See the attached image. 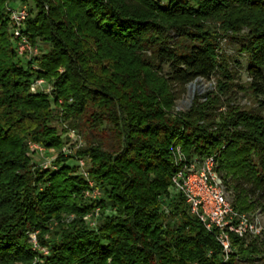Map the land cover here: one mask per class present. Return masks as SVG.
<instances>
[{
    "label": "trees",
    "instance_id": "16d2710c",
    "mask_svg": "<svg viewBox=\"0 0 264 264\" xmlns=\"http://www.w3.org/2000/svg\"><path fill=\"white\" fill-rule=\"evenodd\" d=\"M6 1L0 0V264H221V245L188 214L183 197L164 195L181 146L189 157L217 156L225 182L239 190L237 209L251 211L250 198L264 199V100L258 109L234 105L237 88L247 86L235 82L222 46L224 38L242 42L248 88L264 95V0H32L26 32L33 43L51 45L37 58V71L17 53ZM164 65L170 70L161 76ZM36 76L54 85V100L30 91ZM212 77L215 90L195 97L186 111L169 112L177 88ZM82 120L109 139L60 153L58 170H34L29 141L59 149L62 132ZM77 156L89 157L88 177L68 163ZM90 181L102 191L96 200L85 196ZM95 207L101 215L91 227L86 215ZM232 240L227 264H264L256 239Z\"/></svg>",
    "mask_w": 264,
    "mask_h": 264
},
{
    "label": "built area",
    "instance_id": "2783aa9c",
    "mask_svg": "<svg viewBox=\"0 0 264 264\" xmlns=\"http://www.w3.org/2000/svg\"><path fill=\"white\" fill-rule=\"evenodd\" d=\"M10 21L9 31L16 45L17 53L29 64L33 71L40 69L37 58L46 53L39 44L33 43L26 32V20L31 14L28 4L20 3L18 7L12 4L7 8ZM63 71L62 68L59 69ZM33 93L44 92L54 100V85L43 76H36L30 85ZM61 103L62 100H59ZM67 126V124H64ZM76 129H69L70 143L61 149L47 148L39 143L29 141V147L41 159L42 168L58 170L55 164L60 153L65 156L75 155L77 150H72L75 144ZM68 137V138H69ZM82 147V146H81ZM177 169L172 176L173 194H180L187 207L189 215L196 217L204 227L216 238L222 247L221 264H227L235 252L232 237L237 236L247 241L253 237L264 235V221L258 211H241L228 197L223 180L218 172V161L215 154L188 156L181 146L175 148ZM88 156H77L76 161L82 170L81 173L88 177ZM91 189L85 191V196L96 200L102 196V191L95 183L90 181ZM101 215L100 207H95L86 215L89 226L96 227ZM47 252L46 249H44ZM212 251H210V254Z\"/></svg>",
    "mask_w": 264,
    "mask_h": 264
},
{
    "label": "rangeland",
    "instance_id": "374dc122",
    "mask_svg": "<svg viewBox=\"0 0 264 264\" xmlns=\"http://www.w3.org/2000/svg\"><path fill=\"white\" fill-rule=\"evenodd\" d=\"M163 1H166V0H163ZM20 3H26L29 5L30 9H32L33 11L36 10V5H35L34 1H32V0H29V1L13 0L11 2L9 0H7L5 3V11L7 12V8L9 5L12 4L13 6L18 7L20 5ZM244 31H246V29H244L242 32H244ZM35 43L39 44L40 47L43 50H45L46 52L50 51L51 45L46 43L45 41L38 39ZM241 43L242 42L239 41L238 39L224 38L222 40L223 49L226 52V54L230 57L231 66L236 71L235 82L239 83L241 85L247 86V88H242V89L237 88V90L235 89L236 90L235 91L236 98L234 101V105L239 106L242 109H253V108L258 109L260 107V104H261L260 99L264 100V95L255 96L253 91L248 88L252 78L247 71L248 57H247L246 53L241 49ZM146 54L148 56H150L151 55L150 50H147ZM169 70H170L169 66L164 65L162 68V73H160L161 76H162V74L163 75L167 74L169 72ZM217 78L218 77H212L209 80L203 79V78H198L197 80H194L193 82L189 83L185 87L184 92L179 91L180 89L177 88L176 90L178 92V97L173 102V108L169 112L173 115H176L181 111L188 110L191 107V105L193 104L195 97H197L199 95H204L208 91H213L216 89ZM222 110L224 113L228 112V109L226 107H224ZM262 112L264 113V109L262 110ZM56 124L60 126L62 123L61 124L56 123ZM65 127H67V126H65ZM60 130H62V127ZM76 131H77V133L74 136L75 144L72 145L73 151L77 150L78 147L84 146L89 141H99L100 139H105V140L107 139L108 140L110 137V135L105 131H101L100 133L96 132L95 134L90 133L86 127L84 120L81 121V127L76 129ZM62 136H63V141H64L63 146L66 144H69L71 141L70 140L71 138L68 135V131H63ZM61 148H59V149H61ZM29 151L31 154L30 165L33 167L34 170L40 169L39 164L41 163V159L39 160V157L36 154H34L32 149L29 148ZM68 163L71 164V166H78L76 158L69 160ZM218 166H219V162H218ZM88 167H89V164H87V169H88ZM81 171L82 170L78 166V172H81ZM218 172L220 174V177L223 180L224 179L223 172L220 169H218ZM225 181H227V180L224 179L223 184L225 186V190L227 192V195L233 202H235L236 195H237L236 193L239 192V190L236 191L234 189L233 183L225 182ZM228 181H229V179H228ZM169 191H170V193L167 192L166 195H164L168 199L171 197L172 193L174 192V189L171 187ZM250 201H254V204H255V208L251 211H253V212L258 211L260 214L261 220L264 221V199H259L257 196H253V198H250ZM109 210H110V208H109ZM165 212H166V216L168 217L169 220L171 218H173V213H172L171 208L169 206H167L165 208ZM65 218H66V220H69L71 218V215H67V216H65ZM30 236L32 238L33 243L37 244V232H32L30 234ZM252 240H255L257 246L264 253V235L262 237H258V238H254V239L250 238V241H252Z\"/></svg>",
    "mask_w": 264,
    "mask_h": 264
}]
</instances>
